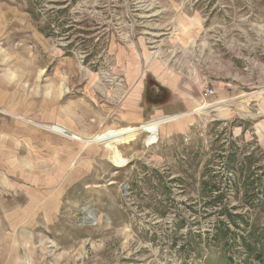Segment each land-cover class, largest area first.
<instances>
[{"label":"rangeland","instance_id":"1","mask_svg":"<svg viewBox=\"0 0 264 264\" xmlns=\"http://www.w3.org/2000/svg\"><path fill=\"white\" fill-rule=\"evenodd\" d=\"M142 55L215 94L155 143L110 118L118 166L87 129ZM0 110V264H264V0H0Z\"/></svg>","mask_w":264,"mask_h":264},{"label":"crops","instance_id":"2","mask_svg":"<svg viewBox=\"0 0 264 264\" xmlns=\"http://www.w3.org/2000/svg\"><path fill=\"white\" fill-rule=\"evenodd\" d=\"M141 69L143 70H131L130 74H127L126 82L122 85L124 87V96H111L108 98L109 106L106 107L108 112L106 114H102L100 119L98 120V126L100 128H88L87 130L92 129L93 131L102 132L104 130L109 129L107 132L112 131L110 129L114 128H104L107 126L111 121L110 118L113 119L115 122L116 119L121 118L125 121L126 126H131L135 124H140L143 122L148 116H164L170 117L171 110L175 109L176 111L172 112H179L181 108H188L189 112L195 113L197 110L202 109L204 106L205 96L203 95L202 91L200 92L199 88L195 84H190V82L185 81L181 78V76H176L165 70L160 65V58L159 60L142 55L140 61ZM150 75L148 78L147 76ZM152 81V82H151ZM151 82V84H149ZM150 85L155 88V91H152L154 97L157 94H160V88L165 90V94H167V99L163 103H152L149 99V90ZM162 92V91H161ZM152 95V93H151ZM230 98H224L223 100H228ZM146 100V101H145ZM105 109V108H104ZM178 109V111H177ZM1 111V110H0ZM178 116V115H176ZM180 116V115H179ZM163 117V118H164ZM173 117V116H171ZM157 119V118H156ZM155 119V120H156ZM158 119H162L158 117ZM143 125V124H142ZM141 125V126H142ZM4 126V125H3ZM0 125V128H3ZM52 132H57L56 134L68 137L70 139L76 140L73 136L78 137L79 140H83L79 135L72 133L74 130L73 128H65L61 125H53L49 127ZM54 128H59L63 130L62 133L55 131ZM132 127L121 128L118 130L129 129ZM139 128V127H138ZM174 128V127H169ZM188 128H200L198 126L193 125L190 123ZM203 128H209L205 125ZM227 128H244L243 125H229ZM252 128H261L260 121L258 123H253ZM69 129V130H68ZM258 129H254V133L258 134ZM79 133V132H77ZM86 133V132H85ZM105 133V132H104ZM70 134V135H69ZM103 135L98 134L94 137ZM106 144V142H104ZM21 163L18 161V166L14 169H20V173L25 176H29L34 171L30 170L28 164H24V167L20 166ZM4 167V166H3ZM46 207H52V202H46Z\"/></svg>","mask_w":264,"mask_h":264},{"label":"bare ground","instance_id":"3","mask_svg":"<svg viewBox=\"0 0 264 264\" xmlns=\"http://www.w3.org/2000/svg\"><path fill=\"white\" fill-rule=\"evenodd\" d=\"M180 116L178 115V116H173V117H166V118L156 119L150 122H146L142 126L139 127L140 128L139 130L148 132L150 134L148 138V142L155 143L157 140V135H158L160 126L164 124L165 122L176 119ZM54 130L60 133L63 132V130L59 128H54ZM137 133H138V129H135V128L123 129V130H118V131H109L103 135L97 136L95 139H93V141L106 142V146L113 151L112 159L114 163L117 164L118 166H123V165H126V160L123 159L119 155L117 148H116V144L127 143V142L132 141L137 135ZM73 137L76 140H79L78 137H75V136Z\"/></svg>","mask_w":264,"mask_h":264},{"label":"trees","instance_id":"4","mask_svg":"<svg viewBox=\"0 0 264 264\" xmlns=\"http://www.w3.org/2000/svg\"><path fill=\"white\" fill-rule=\"evenodd\" d=\"M160 91H162L160 94H157L156 97H154V94L152 96L149 95V99L152 103H159L160 102V95L164 94V100L160 103H163L167 99V94H165V90L160 88ZM228 227L222 226V224H219L216 230V240L218 242L225 241L224 240V234L228 231ZM234 241H238L237 238H235ZM241 244L243 248L247 251V253L251 254L257 247V245L262 242V239L254 234V232H250V235L248 237H242L240 238ZM224 264H235L232 261L226 260V263Z\"/></svg>","mask_w":264,"mask_h":264},{"label":"built area","instance_id":"5","mask_svg":"<svg viewBox=\"0 0 264 264\" xmlns=\"http://www.w3.org/2000/svg\"><path fill=\"white\" fill-rule=\"evenodd\" d=\"M202 93L205 97H210L215 94V90L210 86H205L202 90Z\"/></svg>","mask_w":264,"mask_h":264}]
</instances>
